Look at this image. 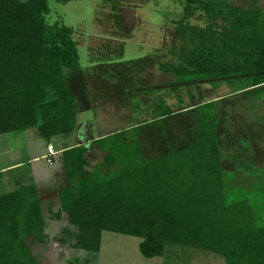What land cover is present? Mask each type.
Masks as SVG:
<instances>
[{
	"label": "trees",
	"instance_id": "obj_1",
	"mask_svg": "<svg viewBox=\"0 0 264 264\" xmlns=\"http://www.w3.org/2000/svg\"><path fill=\"white\" fill-rule=\"evenodd\" d=\"M49 1L0 0L1 131L38 126L50 137L75 126L63 68L79 65V51L69 26L47 22ZM186 2V16L201 11L207 22L180 24L177 34L191 46L179 51L182 64L170 69L182 82L242 74L252 76L254 87L264 85L259 0L250 9L230 0ZM171 114L167 108L149 124L169 133L165 119ZM191 116L192 141L158 158L144 156L139 125L97 140L107 154L91 172L84 170L86 148L66 151L67 184L56 215L66 213L77 227L76 247L97 252L102 233L113 231L140 237L146 257L165 256L168 245H180L220 255L226 264H264V167L254 171L251 185L235 184L234 173L221 167L215 101L197 105ZM45 224L35 189L2 195L0 264H43L26 239L45 242Z\"/></svg>",
	"mask_w": 264,
	"mask_h": 264
},
{
	"label": "rangeland",
	"instance_id": "obj_2",
	"mask_svg": "<svg viewBox=\"0 0 264 264\" xmlns=\"http://www.w3.org/2000/svg\"><path fill=\"white\" fill-rule=\"evenodd\" d=\"M253 1L230 0V3L237 8L250 9ZM259 5L264 7V0H259ZM186 7V0H50V12L46 14V19L49 23L60 22L70 27L80 53V62L85 66L82 68L86 72L93 70L92 63H99L97 69L105 70L103 64L106 65V61H126L136 70L141 67L154 72L163 65L171 68L182 64L179 51L191 46L189 38L177 34L182 22L206 25L204 13L198 11L189 18L185 13ZM126 67L120 64L117 69ZM98 71L87 79L91 87L95 82H103L99 75L103 73ZM155 79L157 77L149 78L150 82ZM252 84V76L242 74L190 83H183L176 75V104H166L176 112V117L167 121L169 133H164L158 127L144 129L147 132L142 143L145 157L158 158L191 142L190 129L194 124L191 112L196 111L200 103L215 98L218 100L215 107L221 167L234 173L235 184L251 185L255 179L254 171L264 167V85L257 88ZM92 105L95 111L86 112L89 118L94 114L99 115L98 119L110 112L115 114V110H110L111 106L117 111L120 108V113H128L129 110V104ZM151 116L150 108L149 119ZM143 119L144 116L139 120ZM130 121L136 120L125 118L116 123L111 118L109 125L103 129L120 132ZM96 153L91 161L104 160L105 152L97 150ZM23 189L37 191L35 185H25L9 193ZM52 198L56 199L55 206L46 203L51 199L49 196L43 198L46 201L44 232L48 238L45 242L30 236L26 239L33 254L43 264H74L76 259H89L90 264H226L220 255L180 245H168L165 256L146 257L140 250V237L113 231L102 233L97 252L76 247L74 239L77 227L69 224L66 213L61 217L56 215L60 209L59 201L56 196Z\"/></svg>",
	"mask_w": 264,
	"mask_h": 264
},
{
	"label": "crops",
	"instance_id": "obj_3",
	"mask_svg": "<svg viewBox=\"0 0 264 264\" xmlns=\"http://www.w3.org/2000/svg\"><path fill=\"white\" fill-rule=\"evenodd\" d=\"M122 63L127 67L123 70L117 69L120 64L124 65ZM94 64L92 63L93 70L87 72L82 68L85 66L81 62L75 68L64 69L65 84L73 96L71 104H73L75 117V126L70 132L54 133L50 137H45L36 126L14 131L0 130V197L21 186L35 185L42 202L43 212L46 203L55 206L56 199L52 198L53 196L57 197V202L59 201L57 204L61 207L60 190L67 184L64 165V154L67 150L73 147L86 148L84 157L87 164L84 170L93 171L104 161H91L94 154H97V150L107 154L106 150L96 143L97 140L116 133L103 129L104 126L109 125L111 118H114L116 123L129 118L136 121L128 122L125 129L140 126L138 138L143 151L142 143L147 133L144 129L158 127L149 123L164 117L165 110L170 108L166 104H176L175 69L163 65L159 71L156 69L153 72L141 67L136 70L126 61H106V65L103 64L105 70H102L103 68L96 67L99 63ZM97 70L103 73L99 74L103 82L101 84L94 81L95 84L91 87L87 79ZM150 77H157V79L150 82ZM212 101L218 100L210 98L207 102ZM79 104L84 106L81 107ZM92 104H129V110L128 113H120L118 112L120 108L117 111V108L111 106L110 110H115V114L110 112L105 114L106 116L102 115L100 119L98 114H94L92 118H89L86 112L94 109ZM149 104H155V106L150 107ZM150 108L152 116L149 119ZM143 116L144 119L139 120ZM174 117L176 112L172 111V114L165 119V123L169 126L167 121ZM102 129L103 131H100ZM50 146L54 148L53 154L49 152ZM143 154L145 156L144 151ZM48 196L51 199L46 202L43 198Z\"/></svg>",
	"mask_w": 264,
	"mask_h": 264
},
{
	"label": "built area",
	"instance_id": "obj_4",
	"mask_svg": "<svg viewBox=\"0 0 264 264\" xmlns=\"http://www.w3.org/2000/svg\"><path fill=\"white\" fill-rule=\"evenodd\" d=\"M49 152L51 153V154H53L55 151H54V148L52 147V146H50L49 147Z\"/></svg>",
	"mask_w": 264,
	"mask_h": 264
}]
</instances>
